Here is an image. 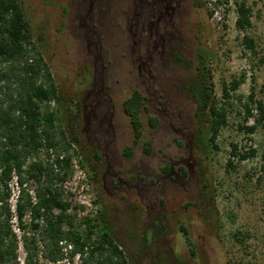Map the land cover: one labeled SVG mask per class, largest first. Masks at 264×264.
<instances>
[{
    "label": "rangeland",
    "instance_id": "1",
    "mask_svg": "<svg viewBox=\"0 0 264 264\" xmlns=\"http://www.w3.org/2000/svg\"><path fill=\"white\" fill-rule=\"evenodd\" d=\"M23 1L62 95L83 103L87 120L80 125L94 130L89 139L107 164L101 175L118 182V189L100 194L88 174L89 194L96 199L93 212L70 213L97 219L102 208L131 264H228L231 257L264 264V129L246 135L239 129L243 115L234 113L218 140L221 151L203 147L200 152L201 124L187 89L205 60L217 98L223 81L246 74L237 94L248 96L254 86L255 99L264 101V0H248L254 25L245 32L236 28L233 0H202L204 10H190L166 34L153 17L152 0ZM219 8L225 9L222 23L210 15ZM245 35L257 41L259 55L245 52ZM134 89L147 98L149 114L160 124L153 130L143 114L142 143L127 160L124 150L133 145L134 131L123 102ZM146 141L152 142L151 155L143 153ZM232 143L239 144L240 152L256 150L257 156L243 162L236 158L237 171L229 173L225 166ZM209 162L217 214L205 223L194 204L204 185L203 171L210 174ZM68 192L73 208L79 207L77 192ZM13 225L20 239L19 264H24L22 232L18 222ZM182 226L195 244V256ZM237 230L243 233V246L234 237Z\"/></svg>",
    "mask_w": 264,
    "mask_h": 264
},
{
    "label": "trees",
    "instance_id": "2",
    "mask_svg": "<svg viewBox=\"0 0 264 264\" xmlns=\"http://www.w3.org/2000/svg\"><path fill=\"white\" fill-rule=\"evenodd\" d=\"M236 11V28L245 32L253 27L254 8L248 0H233ZM207 4L203 5V8ZM211 15V14H210ZM245 52L257 56V41L245 35ZM197 80L187 87L197 105L201 128L198 149L221 151L218 140L229 126L234 113L244 117L239 129L253 135L264 129V101L255 99L254 86L248 96L237 94L246 81V74L235 76L231 82L223 81L222 97L213 92L211 70L205 60ZM254 83L256 80H253ZM147 98L138 90L124 100L123 111L134 131L133 145L126 147L124 157L131 160L144 137L143 114L153 129L158 118L149 114ZM82 107L80 101L65 98L48 62L35 41L23 0H0V264H19L20 239L13 221L17 217L26 253L24 264H71L77 256L80 264H131L116 237L105 221L103 209L99 218H79L68 201L64 183L72 175V159L84 154L80 164L91 181L100 185L99 164L101 154L92 149L81 135ZM252 121L251 125H248ZM227 172H236L239 162L257 156V151L240 152L238 143L230 145ZM151 141L143 144V153L151 155ZM208 169L210 170L211 162ZM183 170V169H182ZM166 172L169 171L167 168ZM18 178L19 199L16 215L10 203L11 183ZM210 176V180H209ZM204 183L200 199L194 206L200 210L203 221H210L217 210L211 191L213 176L203 171ZM261 181V180H260ZM216 211V212H215ZM217 216V215H216ZM182 231L195 256V244L189 231ZM243 233L237 230L234 237L243 246ZM228 264H254L251 261L230 258Z\"/></svg>",
    "mask_w": 264,
    "mask_h": 264
},
{
    "label": "flooded vegetation",
    "instance_id": "3",
    "mask_svg": "<svg viewBox=\"0 0 264 264\" xmlns=\"http://www.w3.org/2000/svg\"><path fill=\"white\" fill-rule=\"evenodd\" d=\"M146 1L148 0H144L145 4H146ZM152 1H153L152 8H153V13H154L153 17L155 18V21L158 25H162L164 27L165 34L169 32L168 31L169 27L171 28L173 27L174 28L173 31L176 30V25H181L183 23V19L185 18L186 15L190 13V10L195 11V12L204 10L203 8L204 2L202 0H152ZM143 11H144V8H142V13ZM173 31L171 32L172 34H173ZM81 107H82L81 109L82 119L86 122L87 119H85V116L83 113L84 107H83L82 102H81ZM85 127H86V124L81 126V135L83 137V140L88 144L90 148L92 149L96 148L102 157V162L99 164L100 166L99 167L100 169L99 170V178H100L99 186L101 187L100 194L105 193V191H107L109 188L113 190L118 189V182L117 180H115L114 177L110 178V180L107 182L104 176L101 175L100 172H103V170L107 168V164L105 162L104 156L99 150V146L91 143V140L89 139V137L92 134H95L94 130L91 131V129H87ZM157 128H159V125ZM182 169L183 168H180L181 171H184ZM170 171L171 172L174 171L173 168H170L168 172Z\"/></svg>",
    "mask_w": 264,
    "mask_h": 264
},
{
    "label": "built area",
    "instance_id": "4",
    "mask_svg": "<svg viewBox=\"0 0 264 264\" xmlns=\"http://www.w3.org/2000/svg\"><path fill=\"white\" fill-rule=\"evenodd\" d=\"M223 11H225L224 8H219V11L218 10L212 11L211 15H212L213 21L222 23L224 21V18L222 15ZM80 162H81V159L78 156L73 157L72 159V176L73 177L72 176L70 177L72 178L73 182L71 183L70 181L71 179H68L64 183L63 188L66 194L69 193L68 192L69 190L74 191L75 193L77 192L76 197L79 199V203H80L79 210L83 209L87 214H89L90 212H93L94 205L96 204V199L94 198L92 193L89 194L90 189H89L88 183L86 182L88 172L86 171L85 168L81 166ZM71 184L75 185L74 190L69 188V185ZM10 187L12 188V197H11L10 203L12 206V211L16 215L17 202H18L19 195H20L17 176H14V179ZM14 221L18 222L17 217L14 218ZM74 261L76 262V264H80L81 262L80 257L77 256ZM64 263L71 264V262L68 259H66L62 264Z\"/></svg>",
    "mask_w": 264,
    "mask_h": 264
}]
</instances>
